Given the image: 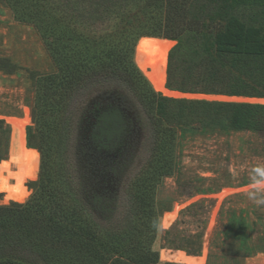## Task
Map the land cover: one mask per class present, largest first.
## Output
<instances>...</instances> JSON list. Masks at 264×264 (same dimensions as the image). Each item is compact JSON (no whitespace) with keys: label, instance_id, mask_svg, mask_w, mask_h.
<instances>
[{"label":"trees","instance_id":"16d2710c","mask_svg":"<svg viewBox=\"0 0 264 264\" xmlns=\"http://www.w3.org/2000/svg\"><path fill=\"white\" fill-rule=\"evenodd\" d=\"M2 1L38 30L56 71L38 78L32 105L27 141L41 155L33 194L0 205V264H158L156 192L177 169L178 141L197 132L264 135V104L170 98L169 90L264 99V14L242 13L238 0ZM143 37L176 41L167 87L157 76L149 82L135 60ZM94 93L99 102L81 104ZM123 98L154 139L126 204L93 182L96 158L118 146L123 120L114 103ZM10 136L0 120V186ZM256 226L230 215L220 232L229 252H264V240H251ZM199 237L179 249L198 256Z\"/></svg>","mask_w":264,"mask_h":264},{"label":"rangeland","instance_id":"374dc122","mask_svg":"<svg viewBox=\"0 0 264 264\" xmlns=\"http://www.w3.org/2000/svg\"><path fill=\"white\" fill-rule=\"evenodd\" d=\"M237 5L242 13L264 14V0H238ZM134 9L133 6L129 8L131 11ZM163 24L160 21L155 27ZM106 28L100 26L102 31ZM175 45L176 41L164 38L142 40L140 47L144 57L138 60V65L149 82L157 76L167 87L169 54ZM156 59L162 62L160 69ZM55 71L54 62L38 30L33 25L17 21L10 8L0 0V120H5L11 129L7 160L3 163L6 183L2 185L13 183L8 173L15 171L10 161L14 133L10 120L22 121L28 117L25 135L29 148L27 134L28 127L32 125L37 80ZM169 91L170 98L177 99L264 104V99L222 95L181 93V96L174 97L178 93ZM80 101L92 107L100 101V96L94 93L80 97ZM114 105L122 116L123 129L119 132L116 149L103 152L96 158L93 182L108 196L126 204L132 183L147 166L153 153L154 139L134 104L123 98ZM176 154L178 165L174 175L164 178L156 192L157 208L162 212L158 237L153 246L160 254L158 264L167 263L161 261L162 249L188 254L179 247L198 235L202 242L198 256L206 251V264L258 263L264 258V252H257L249 258L230 253L232 242L223 238L220 232L230 215L237 214L250 226L257 224V233L250 235L254 244L264 240V205L257 206L248 197L252 191V169L264 167V135L251 132L187 133L178 141ZM39 161L41 167L40 154L36 164L37 178L25 184L30 193L27 201L33 194L32 184L39 179ZM1 193L0 205H6L3 202L5 194ZM166 214L174 216V221L164 228L162 223Z\"/></svg>","mask_w":264,"mask_h":264},{"label":"bare ground","instance_id":"6f19581e","mask_svg":"<svg viewBox=\"0 0 264 264\" xmlns=\"http://www.w3.org/2000/svg\"><path fill=\"white\" fill-rule=\"evenodd\" d=\"M144 39L160 38L143 37L142 40ZM139 51L141 55L136 60L144 57V52L140 44ZM10 122L14 126L10 161L15 166V171L13 170V172L8 173L13 183L10 185H2L0 188L1 192L5 194L3 202L6 205H10L11 203L23 204L27 201L30 193L25 184L37 178L36 164L39 158V152L37 150L29 149L26 146L25 126L29 122L28 117L22 121L11 119ZM173 221L174 216L166 214L162 225L164 228L169 227ZM161 261L175 264H206V251H204L202 256H191L179 250L162 249ZM256 264H264V258Z\"/></svg>","mask_w":264,"mask_h":264},{"label":"clouds","instance_id":"9594fccd","mask_svg":"<svg viewBox=\"0 0 264 264\" xmlns=\"http://www.w3.org/2000/svg\"><path fill=\"white\" fill-rule=\"evenodd\" d=\"M252 172V183L250 185L252 191L248 193V197L257 206L264 205V195H260L261 192H264V167H254Z\"/></svg>","mask_w":264,"mask_h":264},{"label":"water","instance_id":"95a60500","mask_svg":"<svg viewBox=\"0 0 264 264\" xmlns=\"http://www.w3.org/2000/svg\"><path fill=\"white\" fill-rule=\"evenodd\" d=\"M143 38H141L139 41H138V44H137V46H136V51H135V60L137 59V58H139L140 57V55H141V52L139 51V44H140V42H141V40H142ZM3 162V161H2ZM1 162V163H2ZM0 163V164H1Z\"/></svg>","mask_w":264,"mask_h":264}]
</instances>
